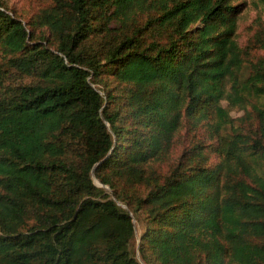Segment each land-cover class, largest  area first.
<instances>
[{"label":"trees","instance_id":"obj_1","mask_svg":"<svg viewBox=\"0 0 264 264\" xmlns=\"http://www.w3.org/2000/svg\"><path fill=\"white\" fill-rule=\"evenodd\" d=\"M238 11L0 0V264H264V57Z\"/></svg>","mask_w":264,"mask_h":264},{"label":"rangeland","instance_id":"obj_2","mask_svg":"<svg viewBox=\"0 0 264 264\" xmlns=\"http://www.w3.org/2000/svg\"><path fill=\"white\" fill-rule=\"evenodd\" d=\"M10 6L16 8V10L23 15H30L33 11L40 6L41 0H6ZM233 3H237L239 11L237 14V27L235 32L236 40L239 45L244 49L246 62L248 59H256L264 57V2L262 0H231ZM0 60L2 55L0 53ZM11 77H18L11 74ZM225 103V102H224ZM243 114L241 109H233L232 115L236 117ZM237 120H235V123ZM223 131H230V126L223 129ZM196 137V136H195ZM194 135L191 132H187L185 125H181L179 135L176 138V142L173 147V156H176L183 147L190 144ZM95 183L99 184V181L94 177ZM125 206L124 204H122ZM135 224V239L133 241L134 247H136L138 234L141 229V221H137L133 218ZM136 255L140 260V264H145L138 252Z\"/></svg>","mask_w":264,"mask_h":264}]
</instances>
